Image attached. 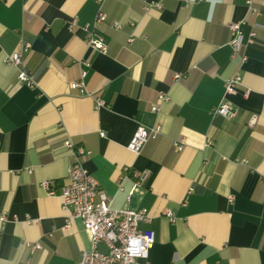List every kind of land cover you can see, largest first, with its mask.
I'll return each mask as SVG.
<instances>
[{
  "label": "crops",
  "instance_id": "1",
  "mask_svg": "<svg viewBox=\"0 0 264 264\" xmlns=\"http://www.w3.org/2000/svg\"><path fill=\"white\" fill-rule=\"evenodd\" d=\"M246 1L0 0V264H76L91 249L82 222L40 187L63 184L67 141L90 151L83 166L112 210L149 215L145 264H264V0L253 15ZM237 23L243 62L229 46ZM92 32L105 53L87 47ZM24 45L20 67L5 63ZM235 74L242 86L225 97ZM80 80L84 94L70 87ZM220 103L235 115H213ZM155 125L139 155L127 151L137 127ZM133 172L144 173L136 187Z\"/></svg>",
  "mask_w": 264,
  "mask_h": 264
},
{
  "label": "built area",
  "instance_id": "2",
  "mask_svg": "<svg viewBox=\"0 0 264 264\" xmlns=\"http://www.w3.org/2000/svg\"><path fill=\"white\" fill-rule=\"evenodd\" d=\"M103 0H98L101 3ZM248 11L251 15L255 13L252 8V0L246 1ZM105 15L102 12L97 13L95 24L103 23ZM75 24V20L71 21V26ZM241 23L229 25L231 40L229 46L231 48L232 58L240 62L244 58L240 56V48L242 47V35L240 31ZM114 29L119 28L118 23H113ZM255 34L251 32L248 43L254 41ZM132 40L130 39L129 42ZM87 47L99 53L106 52V41L96 32L89 33L86 40ZM28 45H24L21 50L11 54L5 58V63L20 67L22 64V55L27 51ZM84 73L80 76L84 77ZM175 79H179L175 75ZM19 84L28 88L35 86L34 81L23 70H19L17 74ZM242 86L241 77L237 74L227 78L224 82V96L234 95ZM72 89H79L84 94L83 84L79 82L70 85ZM248 96V91L243 92V97ZM165 97L159 95L158 101H163ZM104 103L96 100L95 109L103 107ZM157 105L150 107V112L156 113ZM213 115H221L223 117H233L234 111L226 104L220 103L213 111ZM160 133L159 125H155L150 129L137 127L132 138L126 146L128 152L133 155H139L143 146L149 140H155ZM100 136L103 134L100 133ZM65 148L71 151L74 156V162L67 170L64 182L60 187L53 188L51 181H42L41 189L50 197H57L61 201L63 210L69 211V218H77L82 222L83 229L88 236L91 249L83 251L76 264H145L148 250L153 244V236L150 232L141 231L139 224L150 223V217L146 211H135L130 208L120 210L111 209V199L99 190L95 179L84 168L82 159L91 155L90 151H86L82 147H74L71 142L67 141L63 144ZM174 151L180 153L185 147L184 139L172 141ZM244 162V161H242ZM125 172L127 169L124 170ZM29 172V171H28ZM135 187L144 179V173L133 172ZM121 190V188H119ZM133 191L126 196L127 203ZM165 217L172 221V214L167 211ZM5 217H0V222H5ZM103 244L107 251L100 253L97 250L99 244Z\"/></svg>",
  "mask_w": 264,
  "mask_h": 264
}]
</instances>
